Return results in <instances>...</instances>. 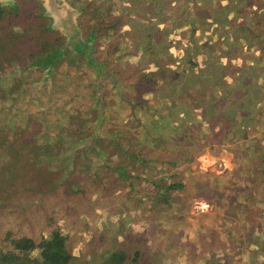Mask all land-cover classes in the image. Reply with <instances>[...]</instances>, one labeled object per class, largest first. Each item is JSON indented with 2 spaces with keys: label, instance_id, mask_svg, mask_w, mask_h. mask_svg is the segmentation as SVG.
Returning <instances> with one entry per match:
<instances>
[{
  "label": "rangeland",
  "instance_id": "374dc122",
  "mask_svg": "<svg viewBox=\"0 0 264 264\" xmlns=\"http://www.w3.org/2000/svg\"><path fill=\"white\" fill-rule=\"evenodd\" d=\"M39 1L0 0V119L17 134L0 154V250L58 230L73 264L108 263L125 242L144 264H264V0H187L189 16L180 0H65L81 12L64 20ZM137 70L158 76L161 102H143L167 114L152 127L175 133L133 182L107 165L136 174L114 144L146 139L127 100Z\"/></svg>",
  "mask_w": 264,
  "mask_h": 264
},
{
  "label": "trees",
  "instance_id": "16d2710c",
  "mask_svg": "<svg viewBox=\"0 0 264 264\" xmlns=\"http://www.w3.org/2000/svg\"><path fill=\"white\" fill-rule=\"evenodd\" d=\"M193 27L196 26L193 24ZM194 32V31H193ZM47 47L50 48L51 44L50 42H46ZM144 49L143 54L146 52H152L155 54L157 50L155 48L150 47ZM48 51L45 50L44 53H47ZM43 55V54H42ZM130 55V54H129ZM53 59V56L50 57ZM49 58V59H50ZM41 61V60H40ZM94 62V61H91ZM45 64V63H43ZM51 66V65H50ZM54 67V64L52 65ZM52 67V68H53ZM142 71L137 70V73L134 75L129 76V81L131 80V85L128 86L130 90L129 96L127 100L129 102H136L131 103V110L135 111L138 110V114H132L133 119H143L144 121L140 122L141 125L143 124L147 126L145 133L146 134H140L143 135L146 139L143 142H135L134 143V149L130 153L129 150L126 151V147L124 146V142L117 141L114 145L118 149V158H127L129 157L131 160V165L134 167L136 174L134 177L131 176V172L128 173L126 171V164L120 165L117 163V167H114L112 165H107V168L110 172H115L120 178L129 179L133 182L140 181V180H146V172L143 170L148 166H151V162L153 158H148V156L153 151V148L150 144H155V142L163 141L165 139H168L169 137H173L175 130L173 128V125L171 123L169 124H162L157 123V126L152 127L151 119L155 118L158 120V118H161L164 114H167L165 110H158L154 109L149 104H146L143 102V98L145 95L149 94L153 98L155 97L157 102H161V98H158V82H157V75L152 76H142ZM161 86V85H160ZM214 83L211 85V88H213ZM193 92H196V89H192ZM8 98V97H7ZM215 101V99H213ZM8 103V102H6ZM175 104L178 106H181L184 104V100H177ZM196 103L189 104V107L192 108ZM6 105V104H5ZM4 105V106H5ZM96 109H95V116L96 119H101L102 117V110L104 107L102 106L101 99L99 98L96 103ZM1 108V107H0ZM208 107L206 106V109ZM141 110V111H140ZM195 110V109H193ZM207 112V111H206ZM148 115V116H147ZM73 116L70 117L68 121H70V124L72 123ZM25 125L29 126V129H33L32 126L35 123V119L31 115H27ZM75 119V118H73ZM98 120V122H99ZM160 121V120H159ZM9 121L8 118L0 119V154L4 152L5 150L11 148V146L15 142V137L17 136L16 133H11L9 128ZM35 125V124H34ZM168 125V126H164ZM135 139L129 141V143L133 142ZM176 141H173L171 145H174ZM149 143V144H148ZM51 146L54 147V144L51 143ZM116 154V155H117ZM111 156H115V154H112ZM155 161V160H154ZM153 161V162H154ZM104 164V163H103ZM153 164V163H152ZM129 166V164H128ZM138 166H142V168H138ZM106 168L101 167V169ZM238 170H241L240 166L237 168ZM104 171V170H102ZM149 180V178H148ZM180 187L179 184L171 186V188H178ZM133 193L135 190L132 191ZM131 192V193H132ZM129 192V194H131ZM134 194H131L133 196ZM130 200V197H128ZM165 202L167 204L169 203V199L165 197ZM153 205H156L153 203ZM264 236L259 235L258 238L262 239ZM10 239V238H9ZM253 242V240L251 241ZM128 246H126L124 243H121L119 245L118 250L115 252H110L109 254V262L105 264H144L145 262L142 259V252L136 251L135 253H130L131 246L128 242H125ZM264 243V240H263ZM11 245L13 246L12 251H1L0 250V264H73L76 259L72 255V253L68 250L67 247V236L63 235L60 231L56 230L50 233L48 237H44L41 241L37 242V240L33 237H21L19 239H13L11 240ZM264 245V244H263ZM252 248H256V245H252ZM39 251V258H33L34 256L31 255V252ZM255 251V250H254Z\"/></svg>",
  "mask_w": 264,
  "mask_h": 264
},
{
  "label": "crops",
  "instance_id": "0c3cea01",
  "mask_svg": "<svg viewBox=\"0 0 264 264\" xmlns=\"http://www.w3.org/2000/svg\"><path fill=\"white\" fill-rule=\"evenodd\" d=\"M180 1H182V4H183V2H184V4H186L185 5V7H183L182 9H180L179 10V12H182V11H188V12H186V16H189L191 13H192V10H189V9H191L190 7L191 6H193V5H189L188 3H187V0H180ZM229 1V0H228ZM210 2H212V3H216V5H220V4H217V2H218V0H201V1H197L196 3H195V7H198L197 6V4H200L201 6H204V7H208L209 6V3ZM225 2H227V1H225ZM177 3H179L178 1H177ZM205 3V4H204ZM172 6H175V4H171ZM251 6V5H250ZM175 7H177V6H175ZM188 9V10H187ZM240 18V17H239ZM242 18V17H241ZM240 18V19H241ZM164 22H167V20H165ZM186 22V21H185ZM187 23V22H186ZM208 23V22H207ZM162 29V27H160L159 26V29L158 30H161ZM170 34V33H169ZM169 34H166V35H162L163 36V38H161V42H163V43H165L166 44V41H167V39H169V41H171V36L169 35ZM138 35H140V34H138ZM141 36V35H140ZM138 37V36H137ZM238 41H241V40H239L238 39ZM169 46H172V42H169ZM218 52V51H217ZM219 53H221L220 51H219ZM148 53L146 52L145 54H143V52H142V56H145V55H147ZM131 56V55H130ZM142 56H141V58H142ZM217 63V62H216ZM226 79V78H225ZM224 82V81H223ZM222 81H221V83H219V85L218 86H222L224 83H223ZM224 88H226V85L224 86ZM223 91V92H222ZM220 96H222L224 99H227L228 97H231L229 94H228V92H227V90H221L220 91ZM212 100V99H211ZM217 110H219V109H217ZM231 154V156L233 155L232 153H230Z\"/></svg>",
  "mask_w": 264,
  "mask_h": 264
},
{
  "label": "water",
  "instance_id": "95a60500",
  "mask_svg": "<svg viewBox=\"0 0 264 264\" xmlns=\"http://www.w3.org/2000/svg\"><path fill=\"white\" fill-rule=\"evenodd\" d=\"M42 1V7L46 12L47 16H51L54 18V15H57L58 12L61 13V18L64 20L66 14L70 10H76V17L79 16L80 12L78 9L73 8L70 4H68L65 0H61L62 4L57 3L55 0H41ZM56 5V7H55ZM64 17V18H63ZM55 20V19H54ZM70 25V24H69Z\"/></svg>",
  "mask_w": 264,
  "mask_h": 264
},
{
  "label": "flooded vegetation",
  "instance_id": "af4514ba",
  "mask_svg": "<svg viewBox=\"0 0 264 264\" xmlns=\"http://www.w3.org/2000/svg\"><path fill=\"white\" fill-rule=\"evenodd\" d=\"M6 2H8V5H3V4H1V2H0V5L2 6L3 5V7H7V9L9 8H14V7H17V6H21V5H25L26 7H37V8H39L40 9V11L42 10L41 8H40V5H41V3H40V1L39 0H14V2H13V0H5ZM57 3H60V4H62V1L61 0H55ZM69 2H71V3H73L75 6H77L76 5V3L77 2H73L72 0H69ZM55 7H56V5H55ZM42 13H43V10H42Z\"/></svg>",
  "mask_w": 264,
  "mask_h": 264
}]
</instances>
